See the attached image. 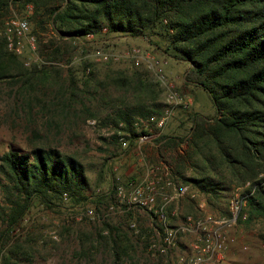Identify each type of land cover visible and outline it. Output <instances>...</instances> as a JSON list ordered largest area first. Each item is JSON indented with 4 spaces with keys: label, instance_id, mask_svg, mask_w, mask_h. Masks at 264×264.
Returning <instances> with one entry per match:
<instances>
[{
    "label": "trees",
    "instance_id": "trees-1",
    "mask_svg": "<svg viewBox=\"0 0 264 264\" xmlns=\"http://www.w3.org/2000/svg\"><path fill=\"white\" fill-rule=\"evenodd\" d=\"M14 3L32 5V19L38 15L49 22L62 42L84 39L89 33L98 35L102 29L129 37L155 35L163 41L164 54L189 64L184 83L199 86L207 94L215 115L207 118L192 113L186 137L156 138L168 149L184 143L173 170L179 184L227 204L229 196L225 195L232 188L264 174V0H13ZM7 12L8 0H0V19ZM57 47L54 53L60 48ZM57 59H48L56 63L48 66L54 73ZM86 66L83 63L82 68ZM138 67L108 68L101 76L89 72L80 84L73 78L74 72L69 71L65 87L54 82L57 89L49 105L54 114L66 118L76 113L78 103L88 119L110 127L113 145L119 147L118 141L122 140L121 145L127 142L132 146L138 137L148 135L142 124H155L163 110L159 91L145 70ZM39 68L24 67L6 51L0 37V82L19 83L24 90L31 88L48 78L41 76L46 66ZM83 96L98 97L103 111L100 119L96 112L86 109ZM185 168L193 175L185 176ZM85 189L81 164L55 148L35 146L25 152L7 150L0 154L1 264L30 261V239L10 243V233L34 200L51 209L65 194L72 206H82L88 200L83 194ZM188 206L192 208L191 202ZM246 213V223L264 221V188H256L248 197ZM118 233L117 228L103 221L96 231V242L107 247L113 264H122L129 251L127 237ZM257 237L264 245V228Z\"/></svg>",
    "mask_w": 264,
    "mask_h": 264
},
{
    "label": "rangeland",
    "instance_id": "rangeland-1",
    "mask_svg": "<svg viewBox=\"0 0 264 264\" xmlns=\"http://www.w3.org/2000/svg\"><path fill=\"white\" fill-rule=\"evenodd\" d=\"M33 6H20L8 0V12L0 19V32L6 20L12 16L27 19L32 36L35 39L37 53L42 59L55 57L58 66L57 73L51 67L43 68L41 76H48L35 83L33 87L23 89L19 83L0 82V154L7 150L25 152L32 147L55 148L63 154L74 157L82 166L86 180L83 194L88 198L82 206H72L68 200H61L51 209L42 207L34 200L23 219L12 229L10 243L30 239L28 243L31 251L30 261L19 264H113L106 246L96 242V231L101 223L118 230V235H124L128 240V255L123 257L122 264H171L175 253L158 257L151 255L144 246V238L148 244H158L159 231L153 218L141 208H134L127 212L123 206L116 203V188L121 187L124 193L128 184L138 182L145 175L146 168H160L166 171L179 185L173 172L176 160L182 155L185 145L182 143L175 149L162 147L156 141L158 136L184 138L190 132V115L198 113L211 118L215 115L207 94L199 87L184 83V75L189 68L186 62L168 57L163 52L164 44L155 35L149 37H129L122 34H108L102 29L98 35L94 34L92 41L84 39L75 41H60V34L52 25L42 19H32ZM42 20V24L38 21ZM1 37V36H0ZM65 42V44H64ZM68 42V46H66ZM54 53V49L58 48ZM101 49L116 53H123L131 49H138L144 55L152 57L162 64V73L166 86L176 91L186 102V108H175L162 128L155 124H142V129L148 133V140L138 148L135 143L128 146L111 142L110 127L99 126L98 122L88 119L86 112L76 103V113L68 117L54 114L52 103L57 85L66 86L68 72H74L73 78L80 84L86 78L83 70L88 68L101 76L102 72L111 70H125L133 65L128 61L96 62L87 56L92 50ZM74 60L73 63H71ZM21 62V61H20ZM83 63L87 66L83 69ZM148 80L159 91V101L164 102L165 88L154 74L144 66ZM40 69V68H37ZM88 72V73H89ZM54 82H58L57 85ZM95 96V95H94ZM83 96V103L90 112H96L98 118L103 111L98 97ZM81 100V97H80ZM163 108V107H162ZM115 148V149H114ZM131 162L134 175H129ZM185 176L193 173L183 169ZM259 176H264L260 174ZM257 177V178H258ZM256 178V179H257ZM243 186L234 187L226 193V198ZM194 190V189H193ZM197 201L203 203V212H199L195 203L188 198L173 200L168 211L175 210V216L170 219L171 224L179 222L185 215L224 216L226 204L214 201L198 192ZM95 203V204H92ZM191 202L190 208L188 205ZM112 210H108L109 207ZM91 210L96 214L108 215L103 220L82 217L77 220L78 213ZM245 220L237 223L230 231L235 241L225 251L223 260L217 264H264V245L257 234L264 228V221L252 220L246 223V206L242 210ZM129 214V215H128ZM133 224L135 227L130 228ZM105 234L104 232L102 233ZM119 235V236H120ZM189 239L182 238L186 243ZM244 246L246 250H242ZM83 249V250H82ZM1 264V262H0Z\"/></svg>",
    "mask_w": 264,
    "mask_h": 264
},
{
    "label": "built area",
    "instance_id": "built-area-1",
    "mask_svg": "<svg viewBox=\"0 0 264 264\" xmlns=\"http://www.w3.org/2000/svg\"><path fill=\"white\" fill-rule=\"evenodd\" d=\"M105 31V30H103ZM7 52L17 57L24 67H36L56 65L54 62L42 59L37 53L35 39L31 34L27 19L12 16L4 23L0 32ZM94 35L89 33L84 40L92 41ZM96 62L128 61L133 66H144L150 70L165 88L162 115L157 119L155 125L162 128L175 108H186L187 102L176 92L166 86L162 64L158 60L144 55L138 49H131L123 53L104 51L101 49L92 50L87 56ZM74 60L71 62L73 63ZM89 69L84 70L86 75ZM148 140V136H140L135 142L138 148ZM145 175L138 182L128 184L124 193L121 187L116 188V203L123 206L127 212L134 208H141L147 211L155 221L160 237L158 244H148L147 250L151 255L165 257L174 253L179 245L181 249L175 253L171 264H217L223 260L228 247L234 243L235 238L230 231L237 223L245 220L242 210L246 206L247 199L253 194L256 188H264V176H259L253 182H246L240 191L229 196L224 216H213L207 213L192 216L185 215L182 219L171 224L170 219L175 216V210L168 211V206L173 200L188 198L195 202L199 212H203V203L197 201L198 192L191 189L189 185L176 184L173 178L160 168H146ZM65 200L66 195H62ZM108 210H112L110 206ZM108 213L96 214L91 210L78 213L76 219L82 217L103 220ZM131 224L130 228L134 229ZM189 240L183 243L182 238ZM242 250H246L244 246Z\"/></svg>",
    "mask_w": 264,
    "mask_h": 264
},
{
    "label": "crops",
    "instance_id": "crops-1",
    "mask_svg": "<svg viewBox=\"0 0 264 264\" xmlns=\"http://www.w3.org/2000/svg\"><path fill=\"white\" fill-rule=\"evenodd\" d=\"M130 163H131V162H127V164H128V165H130V167H129V169H128V170H129L131 173H130L129 175L133 176V175H134V173H133V170H131V168H132V166H133V165H132V164H130ZM180 201H182V199H180ZM190 201H191V200H190ZM192 203H195V202H192ZM179 247H181V245H179Z\"/></svg>",
    "mask_w": 264,
    "mask_h": 264
}]
</instances>
